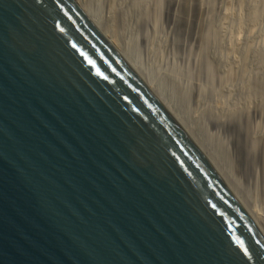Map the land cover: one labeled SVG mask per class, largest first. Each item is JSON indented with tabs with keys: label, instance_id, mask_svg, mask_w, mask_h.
<instances>
[{
	"label": "water",
	"instance_id": "obj_1",
	"mask_svg": "<svg viewBox=\"0 0 264 264\" xmlns=\"http://www.w3.org/2000/svg\"><path fill=\"white\" fill-rule=\"evenodd\" d=\"M0 264H264V222L82 0H0Z\"/></svg>",
	"mask_w": 264,
	"mask_h": 264
},
{
	"label": "bare ground",
	"instance_id": "obj_2",
	"mask_svg": "<svg viewBox=\"0 0 264 264\" xmlns=\"http://www.w3.org/2000/svg\"><path fill=\"white\" fill-rule=\"evenodd\" d=\"M82 1L94 14L96 20L101 25H105L104 27L106 31L108 33L110 32V34H112V36H114L122 46L129 50L128 53H130V56L133 55L134 58L139 60L138 63H141V65L145 67V70L144 67L143 69L141 68L143 74L147 71L148 76L150 75V77H153L154 80L157 78L156 81L159 86L156 87L157 91L159 88L161 92L166 94L167 97L171 99L170 101L173 103L175 102V105L183 113V117L192 126L204 143H206L218 163L229 175L239 194L243 195V200L246 199L247 203L258 211L259 216L264 222V148L261 152L255 149V152L252 153L253 156H247L248 161L246 162V159H242V155L236 145L237 142L235 143L233 140V136L236 135L232 136V129L235 126H233V123L238 116H241L244 113L252 114L251 112L258 114L259 112L257 111L260 109L263 111V114L261 113L262 115H260L264 118V41H258L256 35L253 34L255 35L254 37L258 41L257 42L253 35L246 32L243 24L244 22L242 20H235L229 9L220 10L221 8L219 7V9L215 2V5L211 4V12L210 10L209 12L213 19L212 21L214 26H216V28H214L221 36L219 40L221 41L220 47H222V49H219L222 50L221 53H224L225 51L227 54V60H231L230 65L233 64L230 69L234 74V78L236 79L237 75L240 80L235 83V79L232 80L233 75L230 70V74L232 75L231 80L234 81L233 83L235 85L225 83L221 92L219 91L216 94V91L212 93L214 90L211 92L206 90L209 92L207 93L205 91V89L208 88L206 87V82L201 81V79L198 78V83L194 86L196 89L192 90V88H187L180 78L181 75L178 72L177 64H175L177 51H173V53H175L173 54L169 49L171 45L169 48L166 46L167 43L171 42L166 43V41H164L165 38L163 39L164 35H160L158 30H154L150 34L147 29L145 30L144 26L143 29L146 33H144L143 30L141 31L142 27L140 24L145 21H140L139 18H141L145 10L141 12L140 3L142 2L140 0ZM154 1L152 2L154 3ZM184 1L182 0V2ZM189 1L188 3H190ZM195 1H198L200 4H204L205 2V0ZM166 2H168V0ZM209 2L207 1L208 4ZM186 3L187 2L185 1L184 4ZM157 4L159 5V2L155 5L157 6ZM205 5L206 2L204 6ZM184 6L185 5H183V7ZM204 6L202 5V7ZM185 9H183V11H185ZM153 10L155 12V9ZM146 13L147 12L144 14L147 15ZM184 13L185 12H183V14ZM200 13L201 11L198 14ZM201 14L200 16H203V13ZM145 19L147 18H144L143 16V20ZM157 19L158 17L155 18V22L153 24L154 29L159 27L156 22ZM169 52L173 54V56L176 55V57L174 58L172 55L170 56ZM216 52V55H219L218 52L220 51ZM221 56L219 58H221ZM224 65L227 66L228 64ZM230 65H228V67ZM225 68L228 70L227 67ZM230 74L228 71V76ZM234 86H236L235 91ZM172 87L176 90H173ZM235 92L238 93L239 99L235 95ZM246 126L248 128V125ZM259 134L260 133L258 132L253 139L255 148L257 146L259 147L261 143L264 145V134ZM236 140L237 138L235 141ZM250 140L251 139H249V141ZM240 141L238 142L239 144L241 143ZM239 149L241 150L242 148ZM250 151H252V149L249 150V154ZM246 153L247 152H245V154Z\"/></svg>",
	"mask_w": 264,
	"mask_h": 264
},
{
	"label": "rangeland",
	"instance_id": "obj_3",
	"mask_svg": "<svg viewBox=\"0 0 264 264\" xmlns=\"http://www.w3.org/2000/svg\"><path fill=\"white\" fill-rule=\"evenodd\" d=\"M140 1L142 2V3H140L141 12L144 10H145L144 13L147 12L146 13L147 15H145L143 13L141 18H139L140 21H145V22H142L140 24L142 27L141 31L143 30L144 33H146L145 30L147 29V31L151 34L154 30H158L160 35L161 34L164 35L163 39L165 38L164 41H166V43L167 42L173 43V44L167 43L166 46H167V48H169L171 45V47L169 49H170L171 53H173V51L174 52L177 51L176 52L177 57H176V55L173 56V54H175V53L171 54L169 52L170 56L172 55V57L177 58L175 64H177L178 72L181 75L180 78L182 79L184 85L187 88H192V90L196 89L194 86L197 85V83H198L197 79L198 78H200L201 81L206 82V84H207L206 87H208V88H206L205 91L208 90L211 92L214 90L212 93H214L216 91V94L219 91L221 92V89L225 83H227V84L230 83V85H235L233 83L234 81H232L235 79L234 74H233L232 70L230 69L231 65H233V64L230 65L231 60H227V54L225 53L224 50H223L224 53L223 52H222L223 54L221 53L222 47H220L221 41L219 40L221 38V36H220V34H218V31L215 29L216 26H214L213 21H212L213 19L210 15L212 5H215V3H216L217 7L221 8V9L219 8L220 10L229 9L231 11V13L233 14V18L235 20H242L244 22L243 24L245 26L246 32H249L251 35L255 34L258 41H260V40L264 41V0H215V1L214 0H205V2H206L205 6H204L205 2H204V4H200L198 1H195V0H193V1L188 0L190 3H188V1L185 0L188 3V5H187V3L184 4L185 3L184 0H183L184 2H182V0L181 1L180 0H177V1L176 0H168V2H166L167 0H155V1L152 0V1H154V3L150 0H148V1L147 0H140ZM207 1L208 2L211 1V2H209V4H208ZM158 2H159V5L157 4V6H156L155 4ZM169 3H170V5H169ZM194 3H197V4H194ZM183 5H185L184 7L186 9L183 7ZM202 5L204 7H202ZM181 7H182V9H181ZM153 9H155V12ZM183 9H185V11H183ZM181 10L185 13L187 11V13L183 14V12ZM209 10H210V12H209ZM198 11L199 12L201 11V13H203V16H200L201 13L198 14L199 13ZM182 14H183V16H182ZM155 15H156V17H158L156 22L158 23L157 25H159V27L154 29L153 24H154L155 18H156ZM187 15H188V17H187ZM143 16H144V18L146 17L147 19L143 20ZM201 17H203V18H201ZM144 23H146V24H144ZM144 26H145V30L143 29ZM217 34L219 35V38H218ZM255 35H253V37ZM256 38H255V40H256ZM260 38H262V39H260ZM166 39H168L169 41ZM219 48H221V49H219ZM126 51L128 52L129 50L126 49ZM216 51H220V52H218V54L220 56L221 55H225V56H221V58H219L220 56L216 55L217 54ZM213 52H215V53H213ZM131 57L134 60H136L135 61L136 63L139 62V60L134 58L133 55H131ZM223 57H225V58H223ZM224 59H226V60H224ZM228 59H230V58H228ZM227 61H229V62H227ZM225 62H227V63H225ZM224 64H226V65L228 64L230 66L228 67V65L225 66ZM138 65L140 68L143 69L144 66H142L141 63L140 64L138 63ZM225 67H227L228 70H226ZM144 70H145V67H144ZM230 70H231V73L233 75V78L231 77L232 75L230 74ZM228 71L230 74L229 76H228ZM144 73H145L144 76L147 79L149 78V81L153 79L150 82H152V85L156 88L158 86L157 81H156L157 78L154 80L153 77H150V75L149 76L147 75L148 74L147 71H145ZM237 77L238 76L236 75L235 83L239 82L238 80H240L239 77H238V79H237ZM231 78H232V80H231ZM200 85H201V83H200ZM235 88H236V86H234V91L236 90ZM173 90H176V89L173 88ZM208 91H206V92L209 93ZM158 92H160L163 95V97L165 98V100L179 114H181L183 116V113L175 105V102L173 103L172 101H170L171 99H169V97H167L166 94L161 92L159 90V88H158ZM235 95L237 96V98L239 97L237 92H235ZM257 112H259V113L258 114H256L255 112H251L252 114L244 113L241 116H238L233 123V126L235 125L234 127H236V128L233 127V129H235V130L232 129V132H233L232 136L233 135L238 136V134H239L238 137L233 136V138H234L233 140L235 143L236 142L238 143L241 140L240 141L241 143L240 144L238 143L239 145L236 143V145L238 146V150H239L240 154L242 155V159L243 160L246 159L245 160L246 162L248 161L247 156H249V155L253 156L252 153L255 152V149L257 151L259 150L261 152V150L263 151V148H264V145L262 143L259 145V147L257 146L256 148H255V144L253 143V139H254L255 135L258 134V132L260 134H264V118H262L263 116H261L263 114V111L259 109ZM259 120H261V121H259ZM235 123H237V124H235ZM246 125H248L249 129L247 128ZM251 129L253 132L251 131ZM260 130H261V132H260ZM262 130H263V132H262ZM236 138H237V140L235 141ZM248 138L251 140L249 141ZM204 144L206 145V143H204ZM206 147H207V145H206ZM239 148H242V149L240 150ZM250 149H252V151H250V154H249ZM245 152H247V153L245 154ZM240 195L243 198V195L242 194H240ZM244 201H246V199H244Z\"/></svg>",
	"mask_w": 264,
	"mask_h": 264
}]
</instances>
